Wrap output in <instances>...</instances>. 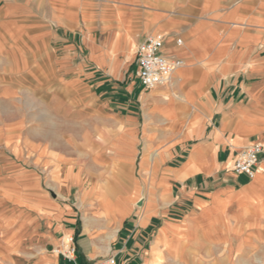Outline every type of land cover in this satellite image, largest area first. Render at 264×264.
<instances>
[{
	"label": "crops",
	"instance_id": "1",
	"mask_svg": "<svg viewBox=\"0 0 264 264\" xmlns=\"http://www.w3.org/2000/svg\"><path fill=\"white\" fill-rule=\"evenodd\" d=\"M137 3L0 0V79L83 104L63 142L37 110L0 128V264H70L67 234L81 264H264V0ZM156 32L183 64L146 89L136 51ZM254 143V176L236 174Z\"/></svg>",
	"mask_w": 264,
	"mask_h": 264
},
{
	"label": "rangeland",
	"instance_id": "2",
	"mask_svg": "<svg viewBox=\"0 0 264 264\" xmlns=\"http://www.w3.org/2000/svg\"><path fill=\"white\" fill-rule=\"evenodd\" d=\"M137 2L139 8L147 9V0H137ZM35 83L36 81L34 84ZM43 83L44 81L40 80V84ZM11 84L10 80L5 81L0 79V128L8 126L9 130H15L16 122L21 121L23 116L26 118L27 115L28 118L24 119V127H32L33 118L31 117V112L37 110L36 112L40 113V120L34 119V122L39 123V125H37L38 129H36V133H40V138H42L41 140H43V142H63L66 135L70 134L71 131L73 133L74 127L68 126L66 123L68 119L67 116L69 114L75 117L78 116L72 114V112H78L81 110L83 104L79 99L73 98L72 102H63L62 99L59 101L53 96V94L44 91L45 89H42L41 87L39 89L40 93H38V96L35 98V96H33L35 93L30 87L33 84V81L28 80L24 83L23 90L25 93V100L23 99L22 101L20 96L15 95L16 92H18V89H15ZM32 100H35V102H32ZM44 112H51V117H48ZM15 135L16 134L13 132L10 133L8 137L14 138ZM33 135V131L30 128L25 132V136L28 140H31ZM75 137L78 136L75 134ZM74 194L75 193L73 192L71 200H74ZM59 245L60 243L55 248L53 257L57 256L56 249ZM49 264H52V262L50 261Z\"/></svg>",
	"mask_w": 264,
	"mask_h": 264
},
{
	"label": "built area",
	"instance_id": "3",
	"mask_svg": "<svg viewBox=\"0 0 264 264\" xmlns=\"http://www.w3.org/2000/svg\"><path fill=\"white\" fill-rule=\"evenodd\" d=\"M163 44L164 34L156 32L149 34L137 48V76L146 89L168 82L173 72L183 64L181 59L164 55L162 53ZM262 151L263 144L261 143L247 146L236 158L233 165L234 172L252 178ZM56 252L70 264H81L77 258L75 238L71 234L62 236ZM95 264H118V261L116 256H109L98 260Z\"/></svg>",
	"mask_w": 264,
	"mask_h": 264
}]
</instances>
